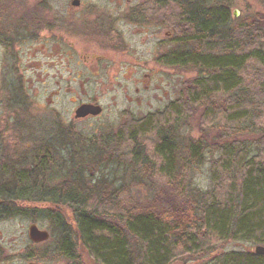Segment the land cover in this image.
I'll return each mask as SVG.
<instances>
[{
	"label": "trees",
	"instance_id": "trees-1",
	"mask_svg": "<svg viewBox=\"0 0 264 264\" xmlns=\"http://www.w3.org/2000/svg\"><path fill=\"white\" fill-rule=\"evenodd\" d=\"M235 1L141 5L144 15L170 9L174 35L159 60L193 73L179 96L140 119L125 112L107 137L62 125L1 162L0 222L49 223L48 244L28 260L172 264L220 243L264 245V0L240 17ZM28 19L39 27L33 12ZM190 117L197 137L183 132ZM207 162L212 186L203 190L195 179ZM133 188L142 195L124 201ZM222 264H264V255L229 252Z\"/></svg>",
	"mask_w": 264,
	"mask_h": 264
},
{
	"label": "rangeland",
	"instance_id": "rangeland-1",
	"mask_svg": "<svg viewBox=\"0 0 264 264\" xmlns=\"http://www.w3.org/2000/svg\"><path fill=\"white\" fill-rule=\"evenodd\" d=\"M73 1L0 0L2 36L13 41L11 46L0 41V162L17 160L34 139L54 137L62 125L73 124L89 138L107 137L118 129L125 112L140 119L163 110L193 76L190 70L159 60L174 35L166 21L169 8L156 16L138 12L141 5L151 6L149 0H80L78 6ZM235 10L240 17L261 11L262 4L236 0ZM32 12L39 19L38 28L28 19ZM83 103H98L103 112L76 118ZM188 124L184 134L197 137V119L190 117ZM210 168V162L205 163L195 179L203 190L212 186ZM141 195L133 188L121 198ZM32 223L26 217L0 222V264H65L60 259H27L32 249L45 248L49 241L32 242ZM37 224L49 230L48 222ZM255 247L241 240L220 243L172 264H222L226 253ZM82 261L96 264L86 255Z\"/></svg>",
	"mask_w": 264,
	"mask_h": 264
},
{
	"label": "water",
	"instance_id": "water-1",
	"mask_svg": "<svg viewBox=\"0 0 264 264\" xmlns=\"http://www.w3.org/2000/svg\"><path fill=\"white\" fill-rule=\"evenodd\" d=\"M74 6H78L80 4V0H74L72 2ZM235 16L239 15V11L235 10ZM103 107L100 104L94 103H83L81 104L75 111L76 118H85L87 116H98L102 113ZM29 236L33 243H43L51 238V234L49 230L39 228L37 223H32L29 227ZM255 252L257 254L264 255V245H257L255 247ZM36 264V263H30Z\"/></svg>",
	"mask_w": 264,
	"mask_h": 264
},
{
	"label": "flooded vegetation",
	"instance_id": "flooded-vegetation-1",
	"mask_svg": "<svg viewBox=\"0 0 264 264\" xmlns=\"http://www.w3.org/2000/svg\"><path fill=\"white\" fill-rule=\"evenodd\" d=\"M94 104H98V103H94ZM3 169H4V167L1 166V162H0V170H3ZM0 204H1V201H0Z\"/></svg>",
	"mask_w": 264,
	"mask_h": 264
}]
</instances>
